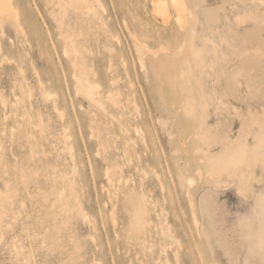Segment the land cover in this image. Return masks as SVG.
<instances>
[{
	"label": "rangeland",
	"instance_id": "374dc122",
	"mask_svg": "<svg viewBox=\"0 0 264 264\" xmlns=\"http://www.w3.org/2000/svg\"><path fill=\"white\" fill-rule=\"evenodd\" d=\"M62 1L0 17V264H264V172L242 195L205 166L236 139L235 112L264 106V4L184 0L179 28L150 0ZM242 40L260 54L228 88L213 69Z\"/></svg>",
	"mask_w": 264,
	"mask_h": 264
},
{
	"label": "bare ground",
	"instance_id": "6f19581e",
	"mask_svg": "<svg viewBox=\"0 0 264 264\" xmlns=\"http://www.w3.org/2000/svg\"><path fill=\"white\" fill-rule=\"evenodd\" d=\"M71 1L77 4H82V7L86 9L87 13L92 12L90 8L83 5L85 3L84 0H71ZM93 1L99 4V0H93ZM260 1L262 2V4H264L263 0ZM57 5L60 8H63L65 4L63 3L62 0H57ZM150 5H151L152 15H154L153 17L155 16L159 17L161 22L164 24L170 21L172 17V13H174L173 15L174 22L179 28H182L187 22L188 11L184 0H167V1L150 0ZM2 16L12 17L15 20L18 19V11L14 5L13 0H0V17ZM238 20L239 22H243L244 18L241 17ZM237 48L238 50H235L234 53H231V57L228 60H226V56H221V58H217L215 65L217 69H213L216 71L218 77L226 78V80L230 81L231 86H228V88H231L233 85L239 86L242 83L243 70H245L246 67L245 60L248 59V56L250 54H254V55L260 54L259 51L254 49H253L254 51H251V49H249L246 46L244 40L240 42ZM69 52H70L69 49L65 50L66 54H68ZM198 53L199 52H197V54ZM210 55L211 56L216 55L215 50H213L212 54ZM233 60L234 61L237 60V63L234 62L230 67V69L225 68L227 63L230 64L231 62H233ZM201 62L202 60L200 58V63ZM140 64L141 67L143 68V63L141 60H140ZM75 65L76 64H74V66ZM212 68L213 67L210 66V69ZM76 72L77 73L74 76L76 83V90L79 93H81L87 100L93 102L95 106H98L101 109H103L101 103V97L99 96L98 93L99 90L98 84L94 82H90L84 76H82V73L79 72L77 67H76ZM232 90H236V89L234 88ZM45 96L48 97L49 94H46ZM108 98H111L110 100L115 104V106L119 104L117 103V99L114 97L113 94L112 95L109 94ZM259 104L260 103L258 104L247 103L246 108L245 110L242 111V113H238L237 111L235 112V118L239 122V126H240L237 132L236 139L228 143V145L224 148V151L220 155L211 156L208 158V161L205 165L206 172L214 180L216 187L226 186V184H228L227 181L229 180V178H233L234 180H238V182L242 185L243 189H238V193L243 195L247 191L249 182L251 180L256 179L253 176V171L255 166H259L260 169L264 172V106ZM233 109L236 110L235 108ZM204 118H206V115L203 117V119ZM227 126H230V124H228ZM227 131L231 132L232 130L228 129ZM227 131H223L220 134V137L226 139L228 137ZM187 183L189 186L193 182L191 180H188ZM187 194L189 195V191L187 192ZM190 205L192 207L191 199H190ZM192 214H193V222H194L193 226L196 227L195 228L197 230L196 232L200 233L199 220L196 218L194 212ZM251 228H252V232L257 237L259 244L261 237L264 235V201L261 198H259V211L256 215V218H254V220L251 223ZM176 246H178L177 243ZM164 251L166 252V250Z\"/></svg>",
	"mask_w": 264,
	"mask_h": 264
}]
</instances>
